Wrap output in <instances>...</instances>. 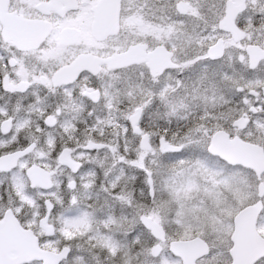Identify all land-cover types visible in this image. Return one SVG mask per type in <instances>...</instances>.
<instances>
[{"label": "snow or ice", "instance_id": "6c2138e0", "mask_svg": "<svg viewBox=\"0 0 264 264\" xmlns=\"http://www.w3.org/2000/svg\"><path fill=\"white\" fill-rule=\"evenodd\" d=\"M0 264H264V0H0Z\"/></svg>", "mask_w": 264, "mask_h": 264}]
</instances>
